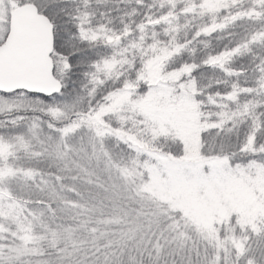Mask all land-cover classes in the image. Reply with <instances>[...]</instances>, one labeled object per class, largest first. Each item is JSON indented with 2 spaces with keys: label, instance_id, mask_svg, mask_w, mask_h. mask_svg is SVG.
<instances>
[{
  "label": "snow or ice",
  "instance_id": "obj_1",
  "mask_svg": "<svg viewBox=\"0 0 264 264\" xmlns=\"http://www.w3.org/2000/svg\"><path fill=\"white\" fill-rule=\"evenodd\" d=\"M0 264H264V0H0Z\"/></svg>",
  "mask_w": 264,
  "mask_h": 264
}]
</instances>
